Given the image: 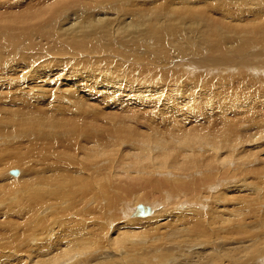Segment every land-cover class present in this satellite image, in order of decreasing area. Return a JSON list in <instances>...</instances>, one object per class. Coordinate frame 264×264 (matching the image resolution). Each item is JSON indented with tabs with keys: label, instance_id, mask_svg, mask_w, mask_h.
Returning <instances> with one entry per match:
<instances>
[{
	"label": "rangeland",
	"instance_id": "1",
	"mask_svg": "<svg viewBox=\"0 0 264 264\" xmlns=\"http://www.w3.org/2000/svg\"><path fill=\"white\" fill-rule=\"evenodd\" d=\"M174 1L178 0H0V159L3 149L12 146L17 154L4 161L19 162L10 167L0 162V195L15 187V195L7 194L0 203L9 200L14 208L26 205L27 196L17 195V189L43 168L50 173L64 169L62 180L76 182V187L64 194L70 196L69 218H73L78 204L87 205L94 195H86L88 189L95 192L88 175L97 163L109 159L105 155L88 165L83 146L104 140L121 153L128 145L134 149L140 130L147 134L168 130L171 117L181 123L177 129L182 131L183 123L191 120L189 125L199 136L216 135L217 144L207 146V150L209 154L216 152L220 168L212 167L209 160L198 164V173L192 176L196 182L193 192L190 176L171 168L154 171L145 182L130 183L128 194L139 196L138 203H129L134 217L138 205L150 207L156 214L163 208L178 214L172 208L188 202L186 214L193 215L192 208L205 212L207 204L217 205L230 196L232 230L218 232L216 228L212 234L205 228L199 236V229H194L198 234L195 237L191 232L184 239L185 251L195 260L202 259V245L219 234L228 243L226 249L238 248L243 256L251 249L245 261L264 264L263 257L256 260L258 253L264 254V37H246L260 49L259 54L246 52L247 44L238 47L239 35L224 51L213 49L210 42L199 46L194 32L187 31L188 37L183 26L177 28L179 24L168 19L171 14L165 7ZM193 1L206 6L214 17L222 18L221 11H225L229 16L224 20L229 22L260 19L250 20L258 13L251 7L258 0ZM159 5L164 13L153 12ZM36 12L40 13L33 16ZM15 15L16 23H8ZM202 18L196 33L203 34L207 22ZM73 29L87 34L82 38L81 33L73 34ZM58 106L66 108L56 111ZM31 107L48 110L33 115L39 119L40 129L47 127L53 132L32 127L22 131L18 111L28 112ZM44 114L49 117L44 118ZM112 114L116 120L110 119ZM70 121L78 125L68 128ZM115 121L126 128L114 127ZM33 145H40L39 151L24 153ZM155 146L159 144L149 143V149L155 150ZM194 149L199 151L200 146ZM227 153L231 166L224 170ZM12 169L18 170V177L19 171L27 174L19 180L10 174ZM69 171L70 181L66 179ZM170 175L182 178L183 186L178 179L163 186ZM161 185L163 194L154 191ZM105 195L103 203L108 208L121 206ZM166 216L173 217L168 213L162 218ZM4 218L0 217V223ZM170 220L167 223H174Z\"/></svg>",
	"mask_w": 264,
	"mask_h": 264
},
{
	"label": "bare ground",
	"instance_id": "2",
	"mask_svg": "<svg viewBox=\"0 0 264 264\" xmlns=\"http://www.w3.org/2000/svg\"><path fill=\"white\" fill-rule=\"evenodd\" d=\"M200 5L201 3L193 0H178L171 2L165 9L168 10L167 13L171 14V17H168V19H172L173 22L179 24L177 28L183 26L181 28L188 37L189 32L195 33L194 37H197L196 41L199 46H203L205 42H210L213 49L224 51V47L237 39L239 35L238 47L244 48L247 44L248 49L246 52H249V54L260 53V49L248 43H253V41L246 37L255 34H259L256 36L258 38L264 37V0H258L254 6H251L258 13L250 20H257L255 18L259 17L260 19L258 18L257 22H229L224 20L225 17L229 16L225 11H221L222 18L214 17L208 12L206 6ZM257 5L258 7H256ZM153 12L164 13L160 5L155 7ZM39 13L36 12L33 16H37ZM202 17L206 18L207 23L203 34H200L196 32L203 21ZM10 19L12 21L8 23H13L14 25L18 17L15 15L10 17ZM4 24H6L5 26H9L7 23ZM18 24L23 23L20 22ZM72 33H81L80 36L82 38L87 34L76 29H73ZM62 108L66 107L58 106L56 111H63ZM36 111L47 112L48 110L31 107L28 112H20V114L18 111V119L20 120L22 131H26L25 127H32L38 131L53 132L54 130L50 131L47 127L40 129V125L37 126L40 122L33 115ZM47 117L49 115L47 114L45 117L44 114V118L47 119ZM110 119L116 120V115L112 114ZM83 122L85 124V121ZM168 123L169 129L165 131L158 130L153 134H147L140 130L134 149L131 145H128L121 153L120 151H115L113 145L110 147L109 142L104 140H101V143H105L106 145L100 143L83 146L82 151L85 155L86 164L91 165L96 159L105 155L109 156V159L97 163L96 168L92 169L93 173L88 175L87 178L90 180V184L95 185L92 187L95 192L92 189H88V192H86L87 189L84 191L86 195L91 193H94V195L89 200L88 206L84 205V203L78 204L77 207L80 208L73 218H69L70 210L68 209V205L70 196L64 194L75 188L76 182L62 180V171L64 169L55 170L53 173H50L43 168L41 172L32 175L31 179L29 178L30 176L27 177L30 181L15 191L17 195L27 196L29 202H26V205L14 208V203L10 206L11 202L9 200V203L8 201L0 203V208H3L0 211V217H6L4 218V222L0 223V226L2 225L0 227V264H188L187 261L190 259L191 262L189 264H251L245 261V256H248L252 252L251 249L247 250L245 256L242 255V251L238 248L229 247L226 249L225 246L228 243L225 240L222 241L220 239L221 236H218L219 234L212 235V241L209 242L210 240H208L205 245H202L203 249H201L205 251L203 257L201 256L202 259L195 260L194 256L188 255L185 251L184 245H187V243L185 244L184 239L188 238L190 236L189 233L194 232V229H199L197 232H200V236L203 234L205 228L213 234L216 232V228H219L218 232L221 229H225V232L229 229L230 224L232 226L233 211L230 196L217 205L207 204V211L205 212L199 208L194 209L195 207L193 206L194 208L191 210L193 211V215H188V211L190 210V207L187 206V204H190L188 202L184 203L185 206L181 205L183 203L180 202L177 205L179 206L178 208L176 206L172 208V211L178 214H173L170 208H163V210L156 214L155 210H150V207L143 206L147 210L146 214L142 215L138 214L140 206L138 205L135 210L136 217H134L129 203L139 201V196H136V193L133 194V197L132 194H128L130 183L145 182L151 178L154 171L171 168L190 176L192 180L191 192H193L196 182L192 176L193 174L197 175L199 170L198 164L209 160L212 167L220 168L216 152L213 150L212 154H209L207 150V146L217 144L216 135L209 137L199 136L196 128L189 125L191 120L183 123L182 131H180V128L177 129L178 125L181 124L180 122L172 120L169 117ZM68 124V128L78 125V123L73 124L71 121ZM116 126L123 129L126 128L123 124L119 125L118 121H115L114 127ZM119 132L121 134L124 133L122 130H119ZM84 135L90 138L88 132H85ZM120 137L122 135L117 137L118 141ZM152 142L159 144V147L155 146V150L149 149V143ZM181 144L183 145L181 146ZM33 146V148L25 150L24 153L27 154L33 149H38L39 151L40 145ZM196 146H200L199 151L194 149ZM125 153H129V155ZM15 154H17L15 147L4 148L0 162L5 163L4 159L6 157ZM229 154H226L227 157L223 165L224 170L231 166V155ZM13 163L15 164H8V162L5 164L8 167L19 164V162ZM101 168L104 169L101 170ZM25 174L27 173L19 171V177L17 174L12 175H16L18 177L16 178L20 180ZM170 176L171 179H166L163 186L169 185L170 181L175 179H178L181 185L184 184L182 178ZM16 178H13V180H16ZM66 179L68 181L71 180V171L66 174ZM36 180H38L37 183ZM163 186L155 188L154 191L161 194ZM10 188L11 190L8 189L9 191L6 194L2 192L3 195H0V200L4 197L6 198L7 194H10V196L15 195L13 190L15 187ZM173 190L175 189L173 188ZM104 194H106V198L110 197V202L118 201L113 204L121 206L116 207V209L108 208L103 203ZM48 195L53 196L50 198ZM126 195H129V197ZM22 201L23 199L21 198L20 202ZM48 202L50 203L49 205H47ZM193 203L195 204V202ZM43 206L45 208L41 209ZM92 210L94 211L92 212ZM14 212L16 213L13 214ZM186 212L188 213L186 214ZM90 213L93 216L89 218L87 215H90ZM168 213L173 215V217L171 216L172 218L170 217L171 220L167 216L162 218V216ZM110 215L111 217H109ZM191 215L192 219L188 220L191 218ZM167 218L170 222L174 221V223H167ZM194 218L197 219L195 220ZM164 219L166 222L163 221ZM180 220L183 223L179 225ZM205 221L209 224L205 223ZM220 222H223V224L221 223L222 225H220ZM204 224H206L205 227H203ZM231 230L229 229V231ZM10 232H12L11 235ZM197 234L195 231L193 236L196 237ZM201 238L205 239L204 237ZM193 247H196V245ZM196 248L197 250L199 249L198 247ZM217 248L221 251L219 250L218 253H215ZM261 257L264 258V254L262 255L261 253L260 255L258 253L256 260H259Z\"/></svg>",
	"mask_w": 264,
	"mask_h": 264
},
{
	"label": "water",
	"instance_id": "3",
	"mask_svg": "<svg viewBox=\"0 0 264 264\" xmlns=\"http://www.w3.org/2000/svg\"><path fill=\"white\" fill-rule=\"evenodd\" d=\"M10 173L11 174H17L18 173V170H16V169H12V170H10ZM146 208H143V206H139V209H138V214H146Z\"/></svg>",
	"mask_w": 264,
	"mask_h": 264
}]
</instances>
